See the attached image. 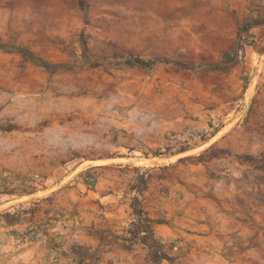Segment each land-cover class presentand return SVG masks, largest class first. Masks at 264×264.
Here are the masks:
<instances>
[{"label": "rangeland", "instance_id": "374dc122", "mask_svg": "<svg viewBox=\"0 0 264 264\" xmlns=\"http://www.w3.org/2000/svg\"><path fill=\"white\" fill-rule=\"evenodd\" d=\"M89 190L264 229V0H0V244Z\"/></svg>", "mask_w": 264, "mask_h": 264}, {"label": "crops", "instance_id": "0c3cea01", "mask_svg": "<svg viewBox=\"0 0 264 264\" xmlns=\"http://www.w3.org/2000/svg\"><path fill=\"white\" fill-rule=\"evenodd\" d=\"M77 198L81 200L77 213L67 203L69 212L63 218L49 219L52 223L41 231L35 228L29 238L12 236L10 244H0V264L168 263L164 259L155 263L147 244L127 247L123 242L122 236L137 218L133 209L108 206L111 199L92 190ZM222 206L186 215L180 210L176 216H168L165 207L143 208L142 212L152 220V232L174 259L172 264H263L261 222L255 220L252 225L245 218V203Z\"/></svg>", "mask_w": 264, "mask_h": 264}, {"label": "trees", "instance_id": "16d2710c", "mask_svg": "<svg viewBox=\"0 0 264 264\" xmlns=\"http://www.w3.org/2000/svg\"><path fill=\"white\" fill-rule=\"evenodd\" d=\"M259 23H255L251 26H258ZM250 32V27L245 29V34ZM240 42V41H239ZM19 52L26 54H31L30 51L20 48ZM26 54V55H27ZM31 58V57H28ZM127 64L130 66H140V67H149L151 66L150 61H146L140 58H135L133 60L127 61ZM46 67H50V65L45 64ZM219 66V65H216ZM137 200L135 199V202ZM135 212L137 213V218L132 221L131 226L129 228V237L122 236L123 242L127 247H131L134 243H144L150 246L151 248V257L155 261V263H159L161 260L168 258V255L163 251L162 243L156 239L154 236L152 229L150 227L152 220L145 216L142 210L138 205H133Z\"/></svg>", "mask_w": 264, "mask_h": 264}]
</instances>
